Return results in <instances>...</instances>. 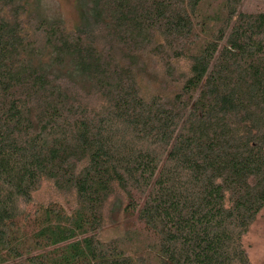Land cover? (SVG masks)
Here are the masks:
<instances>
[{"label": "trees", "instance_id": "1", "mask_svg": "<svg viewBox=\"0 0 264 264\" xmlns=\"http://www.w3.org/2000/svg\"><path fill=\"white\" fill-rule=\"evenodd\" d=\"M244 2L83 0L69 31L0 0V264H251L264 10Z\"/></svg>", "mask_w": 264, "mask_h": 264}, {"label": "rangeland", "instance_id": "2", "mask_svg": "<svg viewBox=\"0 0 264 264\" xmlns=\"http://www.w3.org/2000/svg\"><path fill=\"white\" fill-rule=\"evenodd\" d=\"M83 0H31L37 11L48 21H61L69 31L80 24V2ZM245 12L264 10V0H245L242 7ZM43 199L42 196L39 200ZM104 238H112L117 232L108 229ZM122 234V233H121ZM120 234V235H121ZM244 246L251 264H264V209L251 225L244 238Z\"/></svg>", "mask_w": 264, "mask_h": 264}]
</instances>
